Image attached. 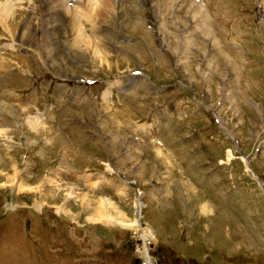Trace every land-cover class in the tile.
Instances as JSON below:
<instances>
[{
  "label": "rangeland",
  "instance_id": "374dc122",
  "mask_svg": "<svg viewBox=\"0 0 264 264\" xmlns=\"http://www.w3.org/2000/svg\"><path fill=\"white\" fill-rule=\"evenodd\" d=\"M111 1L0 0V264H264V0Z\"/></svg>",
  "mask_w": 264,
  "mask_h": 264
},
{
  "label": "bare ground",
  "instance_id": "6f19581e",
  "mask_svg": "<svg viewBox=\"0 0 264 264\" xmlns=\"http://www.w3.org/2000/svg\"><path fill=\"white\" fill-rule=\"evenodd\" d=\"M53 0H45V2L44 3H49V2H52ZM58 1H61L62 3H64V5H65V0L63 1V0H58ZM91 1V3L92 4H90V11H87V12H91V11H93V7H92V5L94 4V5H96L97 6V8L95 9L98 13H104V11H106V10H108V9H106V8H108L109 6H111L112 5V1L111 0H90ZM56 3V2H55ZM61 4V3H60ZM58 5V4H57ZM62 6V5H61ZM57 12V11H56ZM49 18V17H48ZM50 19V18H49ZM48 21H50V20H48ZM50 23V22H49ZM51 24V23H50ZM139 207H141V205L139 206ZM138 210H137V213H136V217H137V219H138V217H140V214H141V210H143L142 208H141V210H140V208H137ZM136 224H137V222H136ZM145 235H147L148 236V232H146V234ZM146 236V237H147ZM146 237H143L144 238V241H145V239H147ZM150 264V263H149Z\"/></svg>",
  "mask_w": 264,
  "mask_h": 264
}]
</instances>
